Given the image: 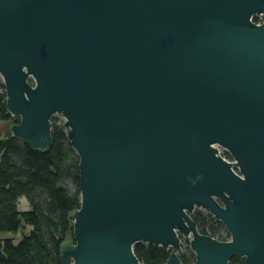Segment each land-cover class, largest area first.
<instances>
[{"label":"water","instance_id":"1","mask_svg":"<svg viewBox=\"0 0 264 264\" xmlns=\"http://www.w3.org/2000/svg\"><path fill=\"white\" fill-rule=\"evenodd\" d=\"M264 0H0L11 135L62 117L80 206L61 264H264ZM222 147L231 157H226ZM222 153V154H221ZM201 209L229 234L198 232Z\"/></svg>","mask_w":264,"mask_h":264},{"label":"trees","instance_id":"2","mask_svg":"<svg viewBox=\"0 0 264 264\" xmlns=\"http://www.w3.org/2000/svg\"><path fill=\"white\" fill-rule=\"evenodd\" d=\"M257 21V18H253ZM6 94L0 79V121L19 122L5 108ZM55 117L51 121H55ZM9 125V127H10ZM52 144L30 148L7 131L0 132V264H61L60 252L73 240L72 215L80 206L78 156L62 125L51 129ZM225 157L229 154L225 151ZM25 198L27 210L19 208ZM200 233L228 239L222 223L201 210L191 214ZM22 233L14 242L3 233ZM134 253L142 264H163L168 253L160 246L139 242ZM183 264H195L191 251L178 254ZM231 264L242 259L232 258Z\"/></svg>","mask_w":264,"mask_h":264},{"label":"rangeland","instance_id":"3","mask_svg":"<svg viewBox=\"0 0 264 264\" xmlns=\"http://www.w3.org/2000/svg\"><path fill=\"white\" fill-rule=\"evenodd\" d=\"M54 117L56 118L54 123L63 126L64 119L62 117H58V116H54ZM9 125L10 124L8 122L0 121V132L2 133V135H5V133H7V131L10 132L9 131ZM218 148L224 154L225 150L222 147H218ZM229 159L231 160L230 156H229ZM27 207H28V205L26 203V199L23 198L22 200H20L19 208L21 210H27ZM204 212H206V211H204ZM222 228H223V230L226 231L223 224H222ZM3 235L6 237H13L15 243L18 242L22 238V233L20 231H18L17 233L6 232V233H3ZM187 251L192 252V250L188 246H183V249L178 254H180L182 252H187Z\"/></svg>","mask_w":264,"mask_h":264},{"label":"flooded vegetation","instance_id":"4","mask_svg":"<svg viewBox=\"0 0 264 264\" xmlns=\"http://www.w3.org/2000/svg\"><path fill=\"white\" fill-rule=\"evenodd\" d=\"M222 154V153H221ZM223 156V155H222ZM224 158H226L225 156H223ZM195 210H201V209H197V208H195L193 211H195ZM201 211H203L204 212V210H201ZM207 213V212H206ZM192 214V213H191ZM190 214V215H191ZM211 215V214H210ZM192 218V217H191ZM214 219V218H213ZM216 220V219H215ZM218 221V220H217ZM195 222V221H194ZM220 222V221H219ZM196 224V223H195ZM196 227H197V225H196ZM198 230V229H197ZM199 232V231H198ZM227 232V231H226ZM200 233V232H199ZM201 234H204V233H201ZM227 234H228V232H227ZM205 235H209V234H205ZM229 235V234H228ZM209 236H211V235H209ZM211 237H213V236H211ZM215 238V237H214ZM217 239V238H216ZM228 239H229V236H228ZM228 239H226V240H228ZM219 240V239H218ZM183 246H186V245H182V249H183ZM167 252H169V251H167ZM169 254V253H168ZM238 259H242V258H238ZM242 263H243V259H242ZM241 263V264H242Z\"/></svg>","mask_w":264,"mask_h":264},{"label":"built area","instance_id":"5","mask_svg":"<svg viewBox=\"0 0 264 264\" xmlns=\"http://www.w3.org/2000/svg\"><path fill=\"white\" fill-rule=\"evenodd\" d=\"M253 18H257V21H254ZM252 20L256 23H259L260 21L264 20V13H260V14H257V15H254L252 17Z\"/></svg>","mask_w":264,"mask_h":264},{"label":"crops","instance_id":"6","mask_svg":"<svg viewBox=\"0 0 264 264\" xmlns=\"http://www.w3.org/2000/svg\"><path fill=\"white\" fill-rule=\"evenodd\" d=\"M22 199H23V198H22ZM22 199H21V200H22ZM26 203H27V201H26ZM27 208H28V207H27Z\"/></svg>","mask_w":264,"mask_h":264},{"label":"bare ground","instance_id":"7","mask_svg":"<svg viewBox=\"0 0 264 264\" xmlns=\"http://www.w3.org/2000/svg\"><path fill=\"white\" fill-rule=\"evenodd\" d=\"M218 150H219V148H218ZM220 151V150H219Z\"/></svg>","mask_w":264,"mask_h":264}]
</instances>
